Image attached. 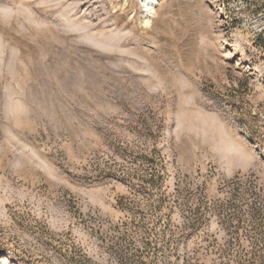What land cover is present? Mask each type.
Returning a JSON list of instances; mask_svg holds the SVG:
<instances>
[{"label": "rangeland", "instance_id": "rangeland-1", "mask_svg": "<svg viewBox=\"0 0 264 264\" xmlns=\"http://www.w3.org/2000/svg\"><path fill=\"white\" fill-rule=\"evenodd\" d=\"M0 0V264H264V0Z\"/></svg>", "mask_w": 264, "mask_h": 264}, {"label": "bare ground", "instance_id": "bare-ground-1", "mask_svg": "<svg viewBox=\"0 0 264 264\" xmlns=\"http://www.w3.org/2000/svg\"><path fill=\"white\" fill-rule=\"evenodd\" d=\"M144 3V10L142 13L143 19L148 20L152 11L155 10L159 0H142Z\"/></svg>", "mask_w": 264, "mask_h": 264}]
</instances>
